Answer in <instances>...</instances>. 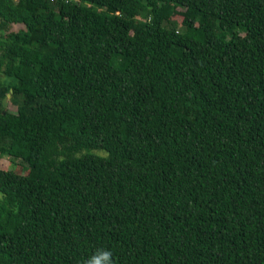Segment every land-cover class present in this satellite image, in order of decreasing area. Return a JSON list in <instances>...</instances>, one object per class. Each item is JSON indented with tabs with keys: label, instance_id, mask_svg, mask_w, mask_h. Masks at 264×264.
<instances>
[{
	"label": "trees",
	"instance_id": "obj_1",
	"mask_svg": "<svg viewBox=\"0 0 264 264\" xmlns=\"http://www.w3.org/2000/svg\"><path fill=\"white\" fill-rule=\"evenodd\" d=\"M0 157V264H264V0H0Z\"/></svg>",
	"mask_w": 264,
	"mask_h": 264
},
{
	"label": "clouds",
	"instance_id": "obj_2",
	"mask_svg": "<svg viewBox=\"0 0 264 264\" xmlns=\"http://www.w3.org/2000/svg\"><path fill=\"white\" fill-rule=\"evenodd\" d=\"M81 264H116V261L111 249L100 247L84 258Z\"/></svg>",
	"mask_w": 264,
	"mask_h": 264
},
{
	"label": "rangeland",
	"instance_id": "obj_3",
	"mask_svg": "<svg viewBox=\"0 0 264 264\" xmlns=\"http://www.w3.org/2000/svg\"><path fill=\"white\" fill-rule=\"evenodd\" d=\"M173 19H174V21L181 23L182 16L181 15H175L173 17ZM10 108H11V110H15L17 108V106L10 103ZM0 168L15 170L16 172L21 173V174H27L28 170H29V168L27 167V165L25 163H23L19 160L11 161V159L9 157H0ZM0 196H2L1 192H0Z\"/></svg>",
	"mask_w": 264,
	"mask_h": 264
},
{
	"label": "water",
	"instance_id": "obj_4",
	"mask_svg": "<svg viewBox=\"0 0 264 264\" xmlns=\"http://www.w3.org/2000/svg\"><path fill=\"white\" fill-rule=\"evenodd\" d=\"M12 90L11 92L8 94V97L4 98V106L7 107L8 106V99L11 96Z\"/></svg>",
	"mask_w": 264,
	"mask_h": 264
}]
</instances>
